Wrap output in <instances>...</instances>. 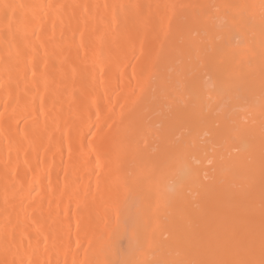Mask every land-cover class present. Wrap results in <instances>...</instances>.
<instances>
[{"label": "bare ground", "instance_id": "obj_1", "mask_svg": "<svg viewBox=\"0 0 264 264\" xmlns=\"http://www.w3.org/2000/svg\"><path fill=\"white\" fill-rule=\"evenodd\" d=\"M0 264H264V0H0Z\"/></svg>", "mask_w": 264, "mask_h": 264}]
</instances>
